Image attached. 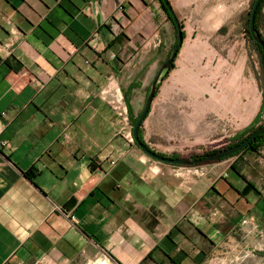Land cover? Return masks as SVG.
I'll use <instances>...</instances> for the list:
<instances>
[{
    "label": "crops",
    "instance_id": "1",
    "mask_svg": "<svg viewBox=\"0 0 264 264\" xmlns=\"http://www.w3.org/2000/svg\"><path fill=\"white\" fill-rule=\"evenodd\" d=\"M173 36L158 0H0V264H264V147L183 167L134 144L124 93L135 116Z\"/></svg>",
    "mask_w": 264,
    "mask_h": 264
},
{
    "label": "rangeland",
    "instance_id": "2",
    "mask_svg": "<svg viewBox=\"0 0 264 264\" xmlns=\"http://www.w3.org/2000/svg\"><path fill=\"white\" fill-rule=\"evenodd\" d=\"M172 1L180 7L175 15L185 39L142 127L153 152L191 159L236 139L231 119L251 105L254 92L261 96L264 78L259 54L245 33L253 0ZM155 76L141 92L135 116ZM213 96L221 103L218 112L211 109Z\"/></svg>",
    "mask_w": 264,
    "mask_h": 264
},
{
    "label": "water",
    "instance_id": "3",
    "mask_svg": "<svg viewBox=\"0 0 264 264\" xmlns=\"http://www.w3.org/2000/svg\"><path fill=\"white\" fill-rule=\"evenodd\" d=\"M262 0H255L250 12V18H249V35L251 39L256 43V45L260 48L263 56H264V41L261 40V38L257 35L255 32L254 27V19L255 14L257 11V8ZM162 3L164 4L165 8L167 9V12L169 13L172 22L174 24V27L176 29V36H177V44L176 47L173 49L170 56L167 57L165 62L160 67L159 71L157 72L151 87L149 89V93L146 97L145 104L143 107V110L135 123V125L132 128V137L134 143L137 145V147L148 157L153 159L154 161H157L159 163L174 165V166H183V167H191V166H198V165H207L209 163H215L222 159L228 158L229 156H232L240 151H242L245 147H247L251 142H253L258 136L262 135L264 133V124L261 125L260 128H258L253 134H251L245 141L242 143L228 148H223L221 150H218L216 153L208 154L204 156L203 158L199 159H190V158H166L163 156L158 155L157 153L153 152L148 148L146 145H144L138 138V131L140 129V126L145 121L147 115L150 112L151 105L153 103V100L156 96L157 92V86L162 81L163 74L170 68L171 64H173L178 52L180 51L182 45H183V36H182V29L179 25V21L169 3L168 0H162Z\"/></svg>",
    "mask_w": 264,
    "mask_h": 264
},
{
    "label": "trees",
    "instance_id": "4",
    "mask_svg": "<svg viewBox=\"0 0 264 264\" xmlns=\"http://www.w3.org/2000/svg\"><path fill=\"white\" fill-rule=\"evenodd\" d=\"M158 1L160 2L161 8H162L163 12L165 13V15L167 16L168 20L173 24L172 19H171L169 13L167 12V9L165 8L164 4L162 3V0H158ZM254 1H255V0H253L252 3H251V5H250V10H249L248 15H247V18H246V23H245V33H246V36H247L248 40L252 43L253 47L255 48V50L257 51V53L259 54V57H260V64H261V67H262L263 78H264V56H263V54H262L260 48H259V47L256 45V43L251 39V37H250V35H249V32H248V30H249V18H250V12H251V9H252V6H253ZM263 4H264V0H262V1L260 2L259 6H258V8H257L256 14H255V19H254L255 32H256L257 35L261 38V40H263V38H262V36H261V34H260V32H259V29H258V20H259V18H260V16H261V8H262ZM173 27H174V24H173ZM174 30H176L175 27H174ZM182 36H183V38H185V35H184L183 32H182ZM175 37H176V39H175V43H174L173 47L171 48V50H170L168 56L171 55L173 49L176 47V44H177V36H175ZM177 55H178V54H177ZM168 56H167V57H168ZM176 58H177V56H176ZM176 58H175V60H176ZM175 60H174L173 64H171L170 68H169V69L163 74V76H162V81H161V82H163V81L168 77V75L170 74V72L174 69V67H175V65H174ZM164 62H165V61H164ZM164 62H163V63H164ZM163 63H162V64H163ZM162 64H161V66H162ZM160 84H161V83H160ZM160 84H158V86H157V92H156V95H157L158 90H159V88H160ZM138 88H139V86H138L137 84H132V85H130L128 91H127L126 93H124V100H125V103H126V105H127V107H128V112H129V116H130V123H131L132 128H133V126L135 125V123L137 122V120H138V118H139V116H140L141 113H139L137 116H133L131 106L129 105V102H130V94H131V92H132L133 90L138 89ZM260 90H261V96H262V104H261L260 112L258 113V115H257V117H256V119H255V121H254V125H252V126L249 127L248 129H246L244 132L237 134L236 139H234V141H233L231 144H229L228 146H226V148H228V147H233V146H236V145L242 143V142L245 141V140H246L251 134H253L258 128H260L262 124H264V120H263V121L260 120L261 115H262V113L264 112V85H263L262 87H260ZM155 97H156V96H155ZM141 112H142V111H141ZM147 116H148V115H147ZM146 118H147V117H146ZM145 120H146V119H145ZM260 122H261V124L257 126V124L260 123ZM143 123H144V122H143ZM143 123H142V125H143ZM142 125L140 126V129H139V131H138V138H139V140H140L144 145H146L145 142H144L143 139H142ZM256 126H257V127H256ZM134 144H135V143H134ZM135 146H137V145L135 144ZM146 146H147V145H146ZM147 147H148V146H147ZM263 147H264V133H263L262 135L258 136L253 142H251V143H250L247 147H245L242 151H240V152H238V153H236V154H234V155H232V156H229L228 158L222 159V160H220V161H224V160H227V159L233 158V157H235V156H238V155L243 154V153H246V152H250V153H258L259 150H260L261 148H263ZM148 148H149V147H148ZM216 152H218V150H214V151H211V152H206L205 155H203V156L201 155V156L193 157V158H191V159H199V158H203L204 156H206V155H208V154H212V153H216ZM158 155L165 157V156L162 155V154H158ZM166 158L177 159V158H180V157L177 156V155H173V156L166 157ZM220 161H218V162H220ZM215 163H216V162H215ZM209 164H212V163H209ZM232 169H233V167H232ZM247 187L253 188V187L251 186V184H249V183H247Z\"/></svg>",
    "mask_w": 264,
    "mask_h": 264
},
{
    "label": "built area",
    "instance_id": "5",
    "mask_svg": "<svg viewBox=\"0 0 264 264\" xmlns=\"http://www.w3.org/2000/svg\"><path fill=\"white\" fill-rule=\"evenodd\" d=\"M114 105V109L115 111L118 113V115L122 118H124L125 120H127V108L125 106H122L120 104H115L112 103ZM246 222L243 221V224H245Z\"/></svg>",
    "mask_w": 264,
    "mask_h": 264
}]
</instances>
